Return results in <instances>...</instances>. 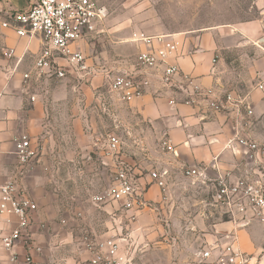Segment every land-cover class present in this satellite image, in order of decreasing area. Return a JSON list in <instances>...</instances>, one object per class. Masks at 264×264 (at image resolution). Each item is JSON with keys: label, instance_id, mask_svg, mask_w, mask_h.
Wrapping results in <instances>:
<instances>
[{"label": "crops", "instance_id": "obj_1", "mask_svg": "<svg viewBox=\"0 0 264 264\" xmlns=\"http://www.w3.org/2000/svg\"><path fill=\"white\" fill-rule=\"evenodd\" d=\"M29 3L30 0H0V186L16 169L15 142L27 135L38 155L34 169L21 184L37 205V219L46 225L44 229L35 228L34 238L40 252L33 253L30 264H87L84 236L105 238L130 234L133 237L147 213L143 210L132 215L110 205L98 207L107 214L106 229L101 233L94 228L86 229L79 235L75 224L79 216L84 217L82 211L72 204L67 207L66 201L55 194L79 190L83 185L98 186L97 192L110 183L112 175L104 185L98 184V167L111 168V162L99 147L97 136L87 130L93 126L92 113L102 106L104 116L114 114L124 129L131 131L133 143H150L151 139H157L159 154L170 162L163 166L166 170L174 166L198 168L210 177L221 171L235 170L240 156L222 150L224 142L232 136L235 127L254 136L249 124L264 117V89L256 87L264 78V0H252L255 15L251 18L194 33L169 32L179 44V54L171 60L178 65L179 72L173 76L171 84L166 85L161 80L162 68L146 69L148 82L144 93L130 101L120 100L109 90L104 73L96 75L89 84L79 83L74 78L34 80L33 73L24 83L22 74L33 69L41 39L19 36L2 22ZM142 32L147 35L168 33ZM88 46L80 45L87 55ZM144 49L141 43L130 42L129 47L123 49L124 57L96 62L113 73L134 70L137 68L135 56ZM196 89L218 96L229 92L240 95L249 104L252 114L237 122L228 109L218 110L204 102L193 101ZM53 128L67 130L52 139L49 133ZM163 139L170 141L173 152L162 147ZM90 149L93 156L87 151ZM89 162L90 166L96 165L97 173H93L87 183H80L75 175L82 167H88ZM142 173L140 184L146 188L145 196L152 198L158 187L150 182L147 173ZM14 221L15 217L0 214V236ZM233 227L228 221L214 224L215 233L210 241L229 233ZM236 231L237 246L247 253L253 252L252 240L257 239L259 233L256 225ZM80 245L85 262L79 252ZM19 254V264H26L22 261V249ZM6 258L7 254L0 249V264H5Z\"/></svg>", "mask_w": 264, "mask_h": 264}, {"label": "built area", "instance_id": "obj_2", "mask_svg": "<svg viewBox=\"0 0 264 264\" xmlns=\"http://www.w3.org/2000/svg\"><path fill=\"white\" fill-rule=\"evenodd\" d=\"M108 17L109 10L97 0H30L25 9L11 13L9 20L2 22L3 26L11 27L19 36H39L41 39L33 69L22 74L24 83L33 73L34 80L74 78L79 83L89 84L96 75L104 73L109 90L120 100L130 101L144 93L148 82L145 70L162 68L161 80L170 85L173 76L179 72L178 65L171 61L179 54V44L170 33L147 35L142 31L132 32L127 40L141 43L145 49L136 54L137 68L130 71L117 70L112 74L109 68L98 64L82 50L81 44H88L105 32ZM256 87L264 89V78ZM30 99L34 98L31 96ZM193 101L204 102L218 110L228 109L234 113L237 122L252 114L245 98L231 92L218 96L196 89ZM97 141L111 162L113 174L108 185L93 193L92 203L97 207L110 205L132 215L151 209L145 196L146 188L140 184L143 173L139 167L124 160V142L120 136L105 133ZM161 144L166 151L173 152L168 139H163ZM222 150L240 156L235 170L221 171L214 177L198 168L184 170L187 176L211 183L213 189L208 203L218 208L226 216V221L234 226L229 233L207 242L197 253L198 261L201 264H260L252 253L237 246L236 229L253 222L264 225V146L235 127ZM14 152L16 169L0 186V214L7 218L13 216L15 221L0 236V249L7 254L5 264H19V249L23 251L22 261L30 264L33 253L40 252L34 238L35 228L44 229L46 225L37 219V205L24 190L21 180L34 169L38 152L27 135L15 142ZM166 172V169L156 168L147 175L151 183L163 187ZM82 242L87 264H132L130 234L105 238L84 236Z\"/></svg>", "mask_w": 264, "mask_h": 264}, {"label": "rangeland", "instance_id": "obj_3", "mask_svg": "<svg viewBox=\"0 0 264 264\" xmlns=\"http://www.w3.org/2000/svg\"><path fill=\"white\" fill-rule=\"evenodd\" d=\"M97 1L109 10L105 32L89 41L86 47L88 55L98 63L124 57L123 49L130 44L127 38L134 30L194 33L255 15L252 0ZM133 54L131 51L129 55ZM92 125L87 130L96 138L110 132L118 134L124 142V160L139 167L145 174L156 168L165 169L163 166L170 163L159 154L157 139H151L150 143H133L131 131L125 130L114 114L104 116L102 106L92 113ZM248 127L254 132V136H250L264 146V117ZM64 130L67 129L53 128L49 134L53 139L54 135H64ZM87 151L93 156L92 149ZM91 162L75 175L80 183H87L89 177L97 173L94 169L96 165L90 166ZM157 163L161 167H155ZM98 170V184L104 185L113 174V167L102 169L99 166ZM184 170V166L167 170L164 186H157L158 192L148 198L152 208L147 210L139 224L140 230L134 232L132 237V264H201L197 253L211 240V235L215 233L214 224L226 221V216L208 203L213 189L211 183L187 176ZM80 187L79 190H64L55 194L66 201L67 207L72 204L82 211L84 217L79 216L75 224L79 235L86 229L91 231V228L101 233L106 229L107 214L91 201L98 186ZM253 225H256L259 233L257 239L252 240L255 249L251 253L261 261L260 264H264V225L253 222L248 226ZM79 248L84 258L81 245Z\"/></svg>", "mask_w": 264, "mask_h": 264}]
</instances>
